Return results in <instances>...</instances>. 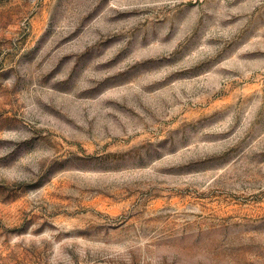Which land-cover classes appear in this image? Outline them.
Instances as JSON below:
<instances>
[{
    "label": "rangeland",
    "instance_id": "obj_1",
    "mask_svg": "<svg viewBox=\"0 0 264 264\" xmlns=\"http://www.w3.org/2000/svg\"><path fill=\"white\" fill-rule=\"evenodd\" d=\"M0 264H264V0H0Z\"/></svg>",
    "mask_w": 264,
    "mask_h": 264
}]
</instances>
